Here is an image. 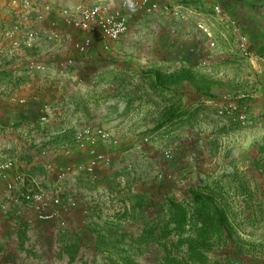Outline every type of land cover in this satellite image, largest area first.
<instances>
[{"label": "crops", "instance_id": "1", "mask_svg": "<svg viewBox=\"0 0 264 264\" xmlns=\"http://www.w3.org/2000/svg\"><path fill=\"white\" fill-rule=\"evenodd\" d=\"M169 3L187 13L186 23L194 32L190 38L199 40L193 41V46L178 47V60L188 53H208L206 67L185 60L157 67L167 64L163 62L155 69L149 65L144 70L150 71L139 74L117 56L121 50L129 53L130 48H120L116 42L108 54L96 41L85 56L71 50L60 55L73 57L74 65L69 69H59L61 57L47 61L46 56L50 76L27 78L22 70H26L31 52L23 53V59L21 52L9 51L14 60L7 61V53L0 50V161L14 160L11 176L37 172L43 186L67 194L79 192L78 206L60 217L64 227L58 220L44 223L54 233L66 228L72 234L71 244L79 256L70 255L69 262L85 261L83 255L91 247L99 250V258L104 256L115 264L164 262V256L151 253V248L165 240L157 234L148 238L143 231L170 225L171 200L189 213L193 207L191 193L197 192L211 198L210 205L223 213L226 227L220 243L210 238L213 248L208 252V262L264 264V118L256 116L264 113V0ZM215 5L221 14L213 11ZM49 18L59 20L55 11ZM198 24L211 32L213 47L197 29ZM59 26L68 29L62 23ZM242 39L245 50L238 46ZM61 46L44 41L38 50L45 54ZM109 55L115 59L110 61ZM181 70L189 71L192 82L178 75L169 78ZM156 72L161 75L158 79L153 76ZM10 95L26 99V104L11 103ZM226 96L249 104L256 117L253 125L240 127L217 117L213 102ZM84 125L104 129L116 142L97 145L112 163L96 169L95 177L76 170L58 183L59 169L87 163L86 152L74 146V136ZM144 133H152L153 139L147 144L139 139ZM156 139H162L161 147ZM142 164L147 172L136 174V167ZM28 187L22 181L8 195L0 181V264H57L55 261L68 256L61 248L69 241L59 240L54 255L47 252L48 244L42 238H24L22 223L28 215L19 206L20 194L35 186ZM2 204L8 206V212L1 210ZM200 225L195 222V228ZM92 231L96 239L89 238ZM106 246L115 247V253L107 255ZM126 246L131 252L116 249Z\"/></svg>", "mask_w": 264, "mask_h": 264}, {"label": "built area", "instance_id": "2", "mask_svg": "<svg viewBox=\"0 0 264 264\" xmlns=\"http://www.w3.org/2000/svg\"><path fill=\"white\" fill-rule=\"evenodd\" d=\"M116 3V5H115ZM9 4L15 11L21 12V20L17 19L14 24L4 29L1 33L2 39L7 42L11 53L21 55L29 51L33 55L26 58L25 68L27 73H45L47 62L42 57L38 48L44 41L55 44L67 43V49L74 54L85 56L98 41L105 52L111 51V44L118 42L128 30V13H141L144 15H166L179 21H186L187 13L180 7L172 6L169 0H87L83 3L57 9L58 19H51L49 15L53 12L50 4L37 5L31 0H9ZM216 14H221L218 5L213 7ZM33 17L32 26L27 22L29 16ZM228 18V17H227ZM64 27L71 29L78 34L72 37L70 34H62L59 30L58 22ZM230 24L237 27L235 21L229 20ZM197 29L202 32L209 40V46L213 47L211 32L202 24L197 25ZM239 48L245 50L246 43L242 39ZM58 62L61 71L67 70L74 65L73 57L60 59ZM208 64V57L200 61L202 67ZM11 103L19 105L26 104V99L18 98L15 95L9 96ZM216 106V115L240 127H248L254 124L256 117L251 114L248 103H240L231 97H224L213 102ZM264 118V113L256 115ZM45 118H42V121ZM115 144L116 142L104 129L91 125H84L74 136V146L77 150L85 151L87 163L84 166L75 167L72 165L64 166L56 172V180L62 183L68 175L76 170L83 171L85 174L95 177V170L99 167H109L112 163L111 158L97 150V145ZM67 153L70 151L67 150ZM44 154V153H43ZM166 158L169 153H164ZM15 167L14 160L7 158L0 161V181L5 183V191L11 195L17 185L23 181V174L20 172L11 176ZM20 201L26 208L30 209L37 222L59 221V226L64 227L65 221L60 217L63 213L76 208L77 203L73 197H62L60 189L54 192H47L41 188L28 190L20 194ZM1 210L8 212L6 204L1 205ZM235 264V263H228Z\"/></svg>", "mask_w": 264, "mask_h": 264}, {"label": "rangeland", "instance_id": "3", "mask_svg": "<svg viewBox=\"0 0 264 264\" xmlns=\"http://www.w3.org/2000/svg\"><path fill=\"white\" fill-rule=\"evenodd\" d=\"M33 1V3L37 4V5H43V4H50L53 8V11H56L59 8H64V7H71L72 5H74L75 3L81 2V1H85V0H31ZM152 1H158L160 2L161 0H152ZM116 5V3H115ZM172 6H174L172 4ZM19 11H15L14 9L11 8L10 4H9V0H0V50L3 51L5 50V52L7 53V58L5 57L4 59L7 61H13V55H11L9 53L10 48L8 47V44L6 41H4L2 39L1 33L4 29L10 27L12 24L15 23V21L17 19L21 18V12L17 13ZM129 19H128V30L126 32L125 35L122 36V38L118 41V46L120 48L123 47H128L130 48L129 53H124L123 54V50H121L122 54H118L117 56H120L123 60L122 62L125 64H129L133 66L134 71H136L139 74H146L148 71H150V69L148 70H144L145 67H148L149 65L153 64V69L156 68L155 65H159V63H163V62H167V64H160L159 68H163V65L167 66H173L176 62H181V61H189L192 62L194 65L197 64L200 68H202V66H200V61L205 59L206 57H208V53L206 54H202V55H194V53H188L186 58L183 56V59L178 60L179 57V53L178 51V47H182L183 45L187 44V45H191L193 46V38H190L192 35H194V32L192 31V26L191 24L186 23V21H179V20H175L169 16L166 15H161V14H156V15H144L141 13H128ZM28 25L33 23V17L32 15L28 17L27 19ZM59 25H61V22H58ZM32 26H37V24L33 23ZM63 26V25H62ZM190 28V30H189ZM59 30L61 31L62 34H70V36H74V37H78V34L76 32H70L69 29H63L60 28L59 26ZM72 33V34H71ZM179 33H181L183 36H187V38L182 39L181 37H179ZM199 43V40L196 41V43ZM67 43H62L61 47H56L55 51L53 52H45L42 53V57H48L49 59H46L47 61L51 59H53V57H61L60 55H63L64 53H68L69 48L67 49ZM114 44V43H113ZM113 44H111V48L113 46ZM204 47V46H202ZM112 51V50H111ZM27 53V52H24ZM15 54V53H12ZM110 54V53H108ZM33 54L30 53L27 55L28 56H32ZM49 55V56H48ZM110 56V61H113L115 59V56L109 55ZM21 58H25V55L22 54ZM62 58V57H61ZM60 58V59H61ZM65 58V57H63ZM62 58V59H63ZM131 58V59H129ZM117 60V59H116ZM150 63V64H148ZM8 64V63H7ZM147 64V66H146ZM22 67V66H21ZM49 68L47 66V70L45 73H42V75L36 76V75H30L26 73V70H22V72L24 73V75L28 78L30 76H32V78L34 77H42L44 75H46L47 73H49L50 76V71H48ZM8 71V70H7ZM147 71V72H146ZM6 72V70H5ZM1 73V71H0ZM44 74V75H43ZM22 75V74H21ZM6 77V76H4ZM151 134L152 133H144L141 136H139V139L142 140V143L147 144L150 141H152L153 138H151ZM145 139L147 141H145ZM157 141H155V143L161 147L163 145L162 143V139H156ZM162 151V150H161ZM78 166V165H77ZM82 166V165H80ZM76 167V166H75ZM79 167V166H78ZM80 171V170H79ZM136 174H141V173H146L147 172V167H145L143 164L142 166H138L135 169ZM29 176L34 179L33 181H31V178H29ZM43 179L41 178V176H39V174H37V172L30 174L25 173V175L23 174V184L25 185H29L30 187H28V189L32 187L33 190L37 189L36 185H38V188H41L47 192H54V189H51L50 187H46L43 186L41 183ZM42 186V187H41ZM66 187V186H65ZM51 189V190H50ZM62 192V191H61ZM79 192H75L74 193H66V191L62 192V197L66 199V197H73L77 203H79V197L78 194ZM4 200L6 198H3ZM3 200V201H4ZM20 209H24V213L23 214H27V219L26 222H24V224L22 223V225L25 227L24 231V238L27 241L30 240H34L37 241L39 239L42 238V241L44 243H47V252L50 254H56L57 249L59 248V246H55V244L59 241V240H67L70 242V244H66V246H62L61 250L65 249L64 253L66 255H68L67 257H63L62 259H58L59 261H55L57 262V264H115L114 262L110 261V259H105L102 257H98V253L99 250H95L93 249V247H91V250H89L88 252H86V255H83V257L86 258L85 261L82 262H69V258L70 255H76L79 256V252L74 251L75 250V246H73L71 244V239H72V234H70V232H66L67 229L65 228L64 230H60L57 233H54L53 231H51L50 229L46 228L45 224L42 222H37L36 220H34V216L32 214V212L30 211V209L26 208L25 205L23 203L20 204ZM26 208V209H25ZM23 214H21V216H23ZM92 233H90L89 238L90 239H96L97 236L95 234L94 231H92ZM92 234V235H91ZM158 235V234H157ZM96 237V238H95ZM116 241L118 240L117 238H115ZM114 239V240H115ZM176 239L175 236H169L167 240V245L170 248V258L172 259H177L178 262H172V264H184L182 262V259L185 257L184 253H182L183 250H181L180 253H178L175 249H172L170 242L174 241ZM54 243V245H53ZM51 244V246H50ZM100 247H97V249H99ZM109 248V252H106L107 255H112L115 253V247H105V249ZM25 251L27 250L26 248H23ZM29 249V248H28ZM31 250H35L34 253L37 252V249L32 247L30 248ZM117 251H120L122 249H125L126 252H131V247L126 246V247H122L116 248ZM107 251V250H106ZM151 253L153 254H162L164 257L163 259L166 258V254L165 251L157 246H153L151 248ZM54 254V255H55ZM68 259V260H67ZM103 259H105L106 262L103 261ZM79 260V259H78ZM149 264H159L157 262L154 263H149ZM160 264H166L164 262H160ZM207 264H211V263H207Z\"/></svg>", "mask_w": 264, "mask_h": 264}, {"label": "trees", "instance_id": "4", "mask_svg": "<svg viewBox=\"0 0 264 264\" xmlns=\"http://www.w3.org/2000/svg\"><path fill=\"white\" fill-rule=\"evenodd\" d=\"M176 75L182 79H187L192 82V78L189 75L188 70H181L180 73H171L169 78L172 79ZM153 76L158 79L161 75L156 72ZM200 85H197V89ZM193 207L188 213V210L175 200L169 202V219L170 225H164L160 229L149 228L143 231V235H147L148 238L154 234H158L159 238L165 240L163 244L158 247L165 251L166 258L164 263L172 264V262H178L177 259L170 258V248L167 245L169 236H175L176 239L170 242L172 249H175L178 253L182 251L185 257L182 259L184 264H207L209 261L208 252L213 248L210 242V238L214 237L216 243L222 241L224 234L225 222L223 213L217 208L210 205L211 198L208 195L201 193H191ZM201 223L199 228H195V222ZM187 224L189 227L186 229ZM112 233L110 232V235ZM100 239V238H99ZM104 242V240H103ZM120 264H136L132 261H125Z\"/></svg>", "mask_w": 264, "mask_h": 264}]
</instances>
